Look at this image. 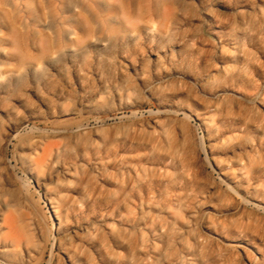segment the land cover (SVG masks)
I'll list each match as a JSON object with an SVG mask.
<instances>
[{
	"label": "rangeland",
	"instance_id": "obj_1",
	"mask_svg": "<svg viewBox=\"0 0 264 264\" xmlns=\"http://www.w3.org/2000/svg\"><path fill=\"white\" fill-rule=\"evenodd\" d=\"M0 264H264V0H0Z\"/></svg>",
	"mask_w": 264,
	"mask_h": 264
}]
</instances>
